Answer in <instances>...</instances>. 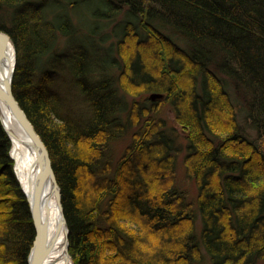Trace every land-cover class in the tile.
Wrapping results in <instances>:
<instances>
[{"label":"trees","instance_id":"1","mask_svg":"<svg viewBox=\"0 0 264 264\" xmlns=\"http://www.w3.org/2000/svg\"><path fill=\"white\" fill-rule=\"evenodd\" d=\"M0 30L74 264H264V0H0ZM49 58L88 118L34 80ZM10 147L0 121V264H28L36 230ZM182 152L195 197L176 184Z\"/></svg>","mask_w":264,"mask_h":264},{"label":"bare ground","instance_id":"2","mask_svg":"<svg viewBox=\"0 0 264 264\" xmlns=\"http://www.w3.org/2000/svg\"><path fill=\"white\" fill-rule=\"evenodd\" d=\"M14 58V46L10 43L6 48L3 60V75L9 76L14 66ZM0 114L10 134L11 155L17 175L33 199V185L39 171L34 160L35 152L29 144L30 137L3 104H0ZM42 219L45 232L43 251L38 264H73L72 258L68 254L67 225L64 222V214L55 193L54 183L51 180L46 182L43 190Z\"/></svg>","mask_w":264,"mask_h":264},{"label":"water","instance_id":"3","mask_svg":"<svg viewBox=\"0 0 264 264\" xmlns=\"http://www.w3.org/2000/svg\"><path fill=\"white\" fill-rule=\"evenodd\" d=\"M10 43L14 46V41L12 40L11 36L8 33L4 32L3 30H0V104H3L11 112L12 116L17 120V122L22 126V128L25 129V131L30 137L29 144L31 145L32 149L35 152L34 160L39 172L38 175H36L35 177V181L33 185V191H34L33 199H31V197L25 190L22 182L20 181L15 169L16 167L15 165H14V170L21 185V188L24 194L26 195L28 203L30 205L31 215L36 230V234L28 255V264H38L43 251L42 247H43V242H44L43 239L45 232L44 221L42 219V197H43L44 186L46 182L49 180L53 181L54 183L55 193L58 202L60 204L61 210L64 214V222L67 225V239H68L67 246H69V238H68L69 226L64 212L61 187L59 185L58 179L56 177L53 168L50 152L45 142L43 141L42 137L36 131L34 125L32 124L31 120L29 119L28 115L26 114V112L24 111V109L22 108V106L20 105L18 99L14 94L13 78H14L16 58H17L15 46H14L15 58H14L13 69L10 72L9 76L6 74L3 75L2 73L3 60L5 57L6 48ZM163 96H164L163 94L155 93L151 95V98L157 99V98H162ZM0 121L6 133L10 137V134L4 124V121L2 120L1 114H0ZM11 150L12 148L10 147V156L12 157ZM69 256L71 257L70 254Z\"/></svg>","mask_w":264,"mask_h":264},{"label":"rangeland","instance_id":"4","mask_svg":"<svg viewBox=\"0 0 264 264\" xmlns=\"http://www.w3.org/2000/svg\"><path fill=\"white\" fill-rule=\"evenodd\" d=\"M76 11L74 12L73 16H78L79 14L83 16L84 9L83 8H78L75 9ZM72 13V11H71ZM79 13V14H78ZM80 20V19H78ZM58 40H57V47L59 48L60 51H62L64 48L68 46L69 43V37L64 36L62 34H58ZM15 46V43H14ZM15 51L17 55V49L15 46ZM66 57V55H64ZM63 56V59H64ZM67 63V61H66ZM18 64V57L16 58V67H15V72ZM39 71L36 73V76H34V80L36 79L37 83L40 82L42 86L45 88V85L51 86L52 91H59L61 92L62 96L64 99H66V102L72 106L75 114L77 115V118H83L86 116L88 118L90 115V109L88 106V103L86 102L85 98L83 97L84 95L79 94V87L72 86L70 81H69V74L71 73L69 69H66L65 64L62 62H59L58 60H52V59H45L43 62L42 68L38 69ZM14 72V76H15ZM71 75V74H70ZM14 80V78H13ZM49 80V81H48ZM36 85V84H35ZM165 95L162 98L159 99H164ZM67 106V104L65 105ZM87 110V112H86ZM161 116L167 119V121L175 126L180 132H184L182 130V126L178 124L175 118L174 111L172 110L171 106L169 104H163L160 109ZM83 116H82V115ZM128 140L120 141L117 143V149L121 151L126 144L128 143ZM185 143V142H183ZM185 152H182L180 155V162L178 164L177 168V179H176V184L180 185V187H184L187 190L190 191V195L195 197L197 194V187L196 184L193 180L189 179L186 177V169L183 163V158H184ZM69 238V234H68ZM68 252H69V246H68ZM70 254V252H69ZM71 255V254H70ZM72 258V256H71ZM73 261V258H72ZM74 263V261H73Z\"/></svg>","mask_w":264,"mask_h":264}]
</instances>
